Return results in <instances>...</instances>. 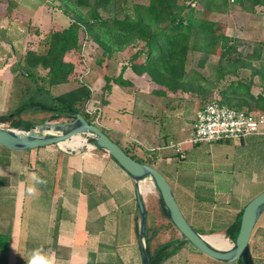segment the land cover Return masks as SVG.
Returning a JSON list of instances; mask_svg holds the SVG:
<instances>
[{
    "label": "crops",
    "instance_id": "0c3cea01",
    "mask_svg": "<svg viewBox=\"0 0 264 264\" xmlns=\"http://www.w3.org/2000/svg\"><path fill=\"white\" fill-rule=\"evenodd\" d=\"M6 20L0 16L2 48L11 40ZM6 62L0 58V115L18 108L26 98L24 83L20 84L15 67ZM162 134L173 136L170 131ZM173 138L169 142L182 141ZM162 139L146 157L157 158L153 166L165 167L169 175L172 169H180L172 165L179 154L170 148L172 143L170 147L160 144ZM223 145L228 149H221ZM203 152L207 158L196 169L213 170L211 175H215V181L207 185L234 186L238 175H233L238 176L233 182L227 181L229 175L217 176V170L225 167L245 173L251 182H263L264 130L238 141L209 142ZM143 182L135 181L103 149L64 151L50 144L12 150L0 145V264H142L135 225L139 218L136 190L143 197ZM229 193L203 191L193 202L198 206L205 200L217 202L214 199ZM226 207L234 219L243 206ZM250 241L256 264H264V219L255 225Z\"/></svg>",
    "mask_w": 264,
    "mask_h": 264
},
{
    "label": "rangeland",
    "instance_id": "374dc122",
    "mask_svg": "<svg viewBox=\"0 0 264 264\" xmlns=\"http://www.w3.org/2000/svg\"><path fill=\"white\" fill-rule=\"evenodd\" d=\"M137 1L145 3L148 0ZM244 5L237 4L222 15L210 14L214 20H219L224 24V33L236 40L237 49L241 56H245L255 45V42L264 39V5H256L253 10L245 9ZM0 16L7 18L5 29H7V35L11 39L8 44L4 45L6 48L0 46L2 50V52L0 51V58L4 62L7 61L6 63L11 68L15 67V74L18 73L17 77L21 81L20 84L26 83V80L20 78V70L16 68L15 62L18 59L23 61L28 50L36 52L44 50L49 34L52 31L67 27L73 21L71 11L58 6L57 2L53 0H0ZM79 41L81 43L80 52L70 50L64 55V60L73 64L68 75V81L53 86L51 88L52 94L60 95L80 86L86 87L89 94L87 97L80 98L76 107L88 121L99 126L136 160L148 162L149 159H153V156L146 157V154L149 153L150 155L156 151L155 147L158 146L160 138H163V143L160 144H165L166 147L172 143L169 147L173 148L174 144L179 143L181 150L185 153V158L180 160L182 157L177 155L179 158H176L175 164L173 162L172 165L180 169L178 171L172 169L169 175L165 167L161 166L157 169L170 183L183 215L196 230L207 232L212 226L222 227L226 225L233 220V215L230 216L226 213L228 210H225L226 206L234 205L236 209H240L252 197L264 190V175H262V183L259 181L260 179L251 182V179L244 175L245 173L232 172L227 167L223 168V171L217 170V176L229 175L228 182L230 180L233 182L239 176L235 180L236 186L219 184L212 187L207 185L209 181H215V175H211L213 170L196 169L197 163L203 162L207 158L203 152L207 143L193 144L188 141L199 108L198 97L181 91H167L164 95H154L153 91L158 86L147 75H137L131 70L127 61V53H113L111 57L105 56L102 49L90 37H85L82 31H80ZM218 53L219 51L208 54L202 68L197 65L198 58L202 54L196 52L189 55L186 70L190 73L192 69H196L206 75L209 66L217 63ZM38 71L41 75L46 72L45 69L41 68ZM239 72V76L232 78H248L249 70L241 69ZM119 75L128 83L119 85L110 80L108 83L110 88H106V77L113 79ZM258 81L260 82L258 78H254L255 84L251 87L255 94L262 90L261 85H257L259 84ZM210 99H220L216 89L213 90L208 100ZM32 113L31 117L35 119V122L39 116L43 115ZM69 119V117H61L48 120L59 122ZM165 119L167 120L165 121ZM3 126L8 127L7 124H3ZM171 129L174 130L171 131ZM169 131L175 141L181 139L182 141L169 142L172 137H166L162 134ZM224 146L221 149L227 150L228 147ZM170 148L167 149L170 150ZM67 150L70 151V149ZM168 153L171 152L168 151ZM234 174L238 176L234 177ZM143 181L151 185L150 192L147 191L142 197L148 209L149 223L158 229L153 245L170 238H179L181 235L176 228L170 225L165 226L168 222L159 213V194L153 182L150 178H144ZM203 181L206 183L205 186L193 185V183ZM180 185L182 186L180 187ZM221 189L229 190L231 193L222 198L214 199L217 202L205 200L200 206L194 204L193 201L197 200L203 191L215 195ZM234 193L236 194L233 195ZM230 196L236 198L232 199ZM263 219L264 213L258 218L256 225ZM214 230L219 231V228ZM217 233L232 244V240L226 237L224 233ZM253 254L257 258L255 250H253ZM162 264L231 263L214 260L188 243Z\"/></svg>",
    "mask_w": 264,
    "mask_h": 264
},
{
    "label": "trees",
    "instance_id": "16d2710c",
    "mask_svg": "<svg viewBox=\"0 0 264 264\" xmlns=\"http://www.w3.org/2000/svg\"><path fill=\"white\" fill-rule=\"evenodd\" d=\"M53 1L71 11L73 21L61 30L52 31L44 50H28L23 61L18 59L15 62L20 70L19 76L26 80L23 84L26 98L18 108L0 115V123L8 127L29 128L48 119L72 118L75 111L80 112L76 105L80 98L88 96L86 87L80 86L60 95H54L51 91L53 86L68 81L73 64L64 60V55L70 50L81 51L80 31L85 37H90L105 56L127 53L131 70L137 75H147L158 86L153 91L154 95H164L167 91L189 93L198 97L200 109L211 100L208 99L216 89L220 104L264 111V39L255 42L248 53L241 56L236 40L224 33V24L210 17L211 13H227L237 4H245V9L253 10L256 5H264V0H148L145 3L137 0ZM217 51L218 61L209 66L206 75L196 69L190 73L186 70L189 55L201 53L197 65L202 68L208 54ZM40 68L46 70L45 74H39ZM241 69L249 70L248 78L233 79L239 76ZM254 78L260 80L257 85L262 87L257 94L251 89L255 84ZM110 80L119 85L128 83L121 75L113 79L106 77V88H110ZM32 112L43 115L35 122L31 117ZM174 154L179 153L176 151ZM153 162L151 159L145 163L153 165ZM158 204L160 215L168 222L165 226L176 228L159 196ZM144 208L147 256L150 264H162L189 241L180 234L179 238L153 245L158 229L149 223L145 203ZM242 209L222 227L212 226L207 232L197 231L201 234L222 232L233 241ZM217 228L219 231L214 230ZM135 231L138 234V218ZM249 247L256 264L252 244L249 243ZM231 264L242 262L238 259Z\"/></svg>",
    "mask_w": 264,
    "mask_h": 264
},
{
    "label": "water",
    "instance_id": "95a60500",
    "mask_svg": "<svg viewBox=\"0 0 264 264\" xmlns=\"http://www.w3.org/2000/svg\"><path fill=\"white\" fill-rule=\"evenodd\" d=\"M75 135L85 139V143L70 151H83L89 147L103 149L137 182L150 178L166 209L169 219L179 233L196 249L208 257L231 263L241 260L242 264H254L249 242L256 222L264 211V190L252 197L243 207L238 231L227 248L216 247L203 238L183 215L175 198L172 187L166 177L153 165L133 158L123 148L113 141L101 128L89 122L79 111L66 121H44L34 123L29 128L4 127L0 123V145L12 150H28L56 144L62 150L60 143ZM86 135V136H83ZM138 208V242L143 264H150L145 244L146 214L142 195L136 190Z\"/></svg>",
    "mask_w": 264,
    "mask_h": 264
},
{
    "label": "built area",
    "instance_id": "2783aa9c",
    "mask_svg": "<svg viewBox=\"0 0 264 264\" xmlns=\"http://www.w3.org/2000/svg\"><path fill=\"white\" fill-rule=\"evenodd\" d=\"M263 129V111L241 110L211 100L197 110L188 141L193 144L238 141ZM173 148L179 157H184L179 143Z\"/></svg>",
    "mask_w": 264,
    "mask_h": 264
},
{
    "label": "bare ground",
    "instance_id": "6f19581e",
    "mask_svg": "<svg viewBox=\"0 0 264 264\" xmlns=\"http://www.w3.org/2000/svg\"><path fill=\"white\" fill-rule=\"evenodd\" d=\"M85 143V139L79 135H75L69 140H65L60 143V146L63 149H74L78 147L79 145H82ZM141 188L143 191L147 192L151 190V185L148 183H141ZM150 192V191H149ZM203 238L207 240L210 244L216 247H222L227 248L230 247L232 244L227 241L226 238H224L221 234L215 233V234H204Z\"/></svg>",
    "mask_w": 264,
    "mask_h": 264
}]
</instances>
